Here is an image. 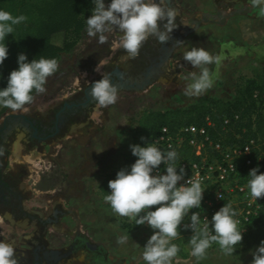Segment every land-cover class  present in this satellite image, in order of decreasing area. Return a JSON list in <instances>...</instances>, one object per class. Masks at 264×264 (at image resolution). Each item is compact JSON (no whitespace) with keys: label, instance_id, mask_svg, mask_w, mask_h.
I'll return each mask as SVG.
<instances>
[{"label":"rangeland","instance_id":"rangeland-1","mask_svg":"<svg viewBox=\"0 0 264 264\" xmlns=\"http://www.w3.org/2000/svg\"><path fill=\"white\" fill-rule=\"evenodd\" d=\"M108 2L104 0L105 5ZM176 2L180 3L177 8L182 12L205 13L217 9L224 18L233 15L226 25L206 27L204 40L197 46L220 57L218 64L207 65L214 81L212 87L197 97L185 96L183 90L190 78L186 64L180 62L185 64L180 69V75L185 78L180 76L176 83L163 79L146 92L119 93L114 104L98 110L94 107L91 119L74 125L71 132L55 140L56 147L46 148V155L27 157L33 164L35 180L40 179L34 187L37 190L34 203L42 202L47 208L45 214L52 209L67 213L59 220L58 231L50 227L48 237H60L58 242H52V246L66 245L79 234L102 248L99 253L102 255H93L102 264H145L140 247L153 230L114 213L104 200L101 178L130 165L132 155L128 146L142 145V126L148 115L184 108L201 96L225 100L240 79L255 75L264 66V15L259 11V4L253 6L252 0ZM222 22L224 19L219 24ZM105 35L107 39L98 43L96 37L89 38L83 30L71 51L61 55L58 70L46 80L45 91L35 93L27 105L35 103L34 106L49 107L73 90L81 79H89L110 66L112 61L125 57L122 49L113 47L119 33L113 31ZM181 52L179 54L183 56L184 49ZM177 58L182 59L179 55ZM188 65L192 70L193 67ZM47 153L53 156L49 157ZM48 200L51 202L47 203ZM121 234H129L130 239L124 244L116 242ZM190 238L178 231L172 239L171 243L178 248L172 264H251V252L257 246H240L233 254H226L217 242L211 241L204 255L197 258L190 254ZM78 248L83 250V247ZM105 256L107 260H104ZM80 260L67 264L92 263L91 259L82 256Z\"/></svg>","mask_w":264,"mask_h":264},{"label":"clouds","instance_id":"clouds-1","mask_svg":"<svg viewBox=\"0 0 264 264\" xmlns=\"http://www.w3.org/2000/svg\"><path fill=\"white\" fill-rule=\"evenodd\" d=\"M93 3L91 14L84 19L86 35L103 43L107 39L105 33H119L113 47L122 49L128 58L137 56L149 36L161 44L167 43L172 30L177 27V11L169 6V0H109L107 5L104 0H93ZM252 3L253 6L259 4V11L264 15V0H252ZM25 19L22 14L13 16L0 9V63L7 57V46L3 43L5 37L12 33L14 25ZM182 59L199 69L198 73L189 72L190 82L184 87V95L197 97L210 89L214 81L207 65L218 64L220 57L193 46L183 53ZM16 64L17 67L8 73L6 86L0 88V107L13 113L26 110L25 106L33 100V93H43L47 78L58 70L55 58L40 57L29 61L24 53L17 55ZM88 95L97 110L114 104L117 88L110 74H102L100 79L92 81ZM128 147L135 160L127 168L119 169L114 179L108 180L109 191L104 200L114 213L153 230L143 247L136 244L142 249L140 256L145 264H172L178 248L171 241L178 235V225L193 233L188 241L193 257H202L211 241L217 242L226 254H233L242 239V232L237 230L235 212L230 203H223L210 220L191 212L189 223L181 225L182 218L191 209L200 208L204 192L200 181L187 178L178 184L185 172L183 167H177L178 154L174 149L162 152L154 142H145L143 146L130 144ZM161 164L165 165L164 172L154 174ZM246 176L249 195L254 200L264 196V172L258 174L257 166L251 168ZM216 195L221 199L218 193ZM129 239V234H121L116 242L124 244ZM251 255V264H264V240ZM0 264H17L13 246L2 240Z\"/></svg>","mask_w":264,"mask_h":264},{"label":"flooded vegetation","instance_id":"flooded-vegetation-1","mask_svg":"<svg viewBox=\"0 0 264 264\" xmlns=\"http://www.w3.org/2000/svg\"><path fill=\"white\" fill-rule=\"evenodd\" d=\"M179 4L176 0L169 1V6L177 11V27L172 30L167 43L161 44L149 36L135 58L125 55L122 59L112 61L110 66L95 76L81 79L59 102L44 108L34 106L35 103L26 105L24 111L17 110L13 113L9 110L0 117V240L13 246L17 264H67L70 261H81V256L91 259V264H102L100 259L93 257L94 254L102 255L99 254L102 248L79 234L66 245L60 243L59 246H52V242H58L60 237L49 238L50 227L57 230L59 220L67 213L52 209L45 214L47 208L44 204L34 203L37 197L34 187L40 179L35 180V174H32L35 172L31 169L33 164L26 158L46 155V148L56 147L55 140L71 132L74 125L91 119L95 102L89 97L88 89L91 82L100 79L102 74H110L118 95L137 93L141 87H145L142 92H146L163 79L176 83L180 81V69L185 64L188 73L197 72L198 69L191 70L177 56L182 57L179 54L182 49L186 51L201 44L206 27L213 24L226 25L233 15L229 14L224 18L223 13L217 9L191 14L178 9ZM222 19L224 22L219 24ZM180 62L185 64H179ZM47 155L53 156L51 153ZM78 247H83V250ZM54 251L66 256L56 260L51 253ZM105 257L104 260H107L108 257ZM101 258L103 259L102 256Z\"/></svg>","mask_w":264,"mask_h":264},{"label":"trees","instance_id":"trees-1","mask_svg":"<svg viewBox=\"0 0 264 264\" xmlns=\"http://www.w3.org/2000/svg\"><path fill=\"white\" fill-rule=\"evenodd\" d=\"M93 6V0H0V9L13 16L22 14L26 17L25 21L13 26L12 33L3 41L7 46V57L0 63V88L6 86L8 73L17 67L19 53H24L29 61L40 57L59 61L62 54L71 51L86 26L84 19L90 15ZM234 88L233 95L225 100L210 95L201 96L184 108L148 115L142 126L144 141L141 146L149 142L162 126L172 131L182 125L199 126L205 116H209L214 123V127L209 129L211 137L224 145L236 142L235 135L240 134L242 128L247 131L243 138L250 135L264 142V66L255 75L240 79ZM9 110L0 107V117ZM234 115L238 119H233ZM224 117L229 119L225 129L222 127ZM237 142L241 144L243 139ZM188 158L186 148L177 155V160ZM129 161L133 163L134 156ZM257 166L258 174L264 172V163L253 167ZM111 178L112 174L101 183L104 190ZM261 240H264V203L259 215L242 233L234 252L240 246L249 248L258 245Z\"/></svg>","mask_w":264,"mask_h":264},{"label":"built area","instance_id":"built-area-1","mask_svg":"<svg viewBox=\"0 0 264 264\" xmlns=\"http://www.w3.org/2000/svg\"><path fill=\"white\" fill-rule=\"evenodd\" d=\"M233 119H238V116L234 115ZM222 123L225 129L229 119L224 117ZM213 127L214 123L209 116H205L199 126L182 125L173 131L167 126H162L149 142H154L162 152L174 149L178 154L185 148L189 151L190 158L176 161L177 167H183L185 172L184 178L178 184L183 183L187 178L198 179L204 192L200 208L191 209L182 218L181 225L189 223L191 212H196L210 220L212 214L223 203H230L235 212L237 230L244 233L248 225L259 215L264 203V196L254 200L249 195L246 176L255 164L264 163V142L259 137L250 135L243 138V134L247 131L242 128L241 133L235 135L236 142L224 145L211 137L209 129ZM240 139H243L241 144L237 142ZM158 168L154 170V174L163 173L165 165L161 164ZM115 173H112L111 179L115 178ZM104 180L105 177H102L101 181ZM105 190L107 194L109 191L107 183ZM217 193L221 199H217ZM177 230L190 236L193 234L190 229L180 225Z\"/></svg>","mask_w":264,"mask_h":264},{"label":"water","instance_id":"water-1","mask_svg":"<svg viewBox=\"0 0 264 264\" xmlns=\"http://www.w3.org/2000/svg\"><path fill=\"white\" fill-rule=\"evenodd\" d=\"M169 1H170V0H169ZM143 90H145V87H144V88L141 87L140 89L137 90V92H142ZM88 245H90V243H88ZM51 253L55 255V259H56V260H59V259H61L62 257H65V256H66V254H59V252H57V251H54V252H51Z\"/></svg>","mask_w":264,"mask_h":264},{"label":"crops","instance_id":"crops-1","mask_svg":"<svg viewBox=\"0 0 264 264\" xmlns=\"http://www.w3.org/2000/svg\"><path fill=\"white\" fill-rule=\"evenodd\" d=\"M233 93H234V88L232 90V93L229 94L228 98L231 97L233 95Z\"/></svg>","mask_w":264,"mask_h":264},{"label":"bare ground","instance_id":"bare-ground-1","mask_svg":"<svg viewBox=\"0 0 264 264\" xmlns=\"http://www.w3.org/2000/svg\"><path fill=\"white\" fill-rule=\"evenodd\" d=\"M31 162V161H30Z\"/></svg>","mask_w":264,"mask_h":264}]
</instances>
